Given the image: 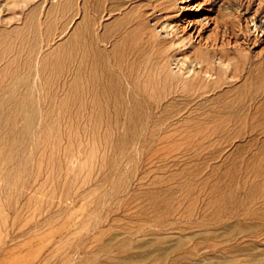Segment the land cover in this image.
<instances>
[{
    "label": "rangeland",
    "instance_id": "1",
    "mask_svg": "<svg viewBox=\"0 0 264 264\" xmlns=\"http://www.w3.org/2000/svg\"><path fill=\"white\" fill-rule=\"evenodd\" d=\"M262 21L264 0H0V264H264ZM106 65L121 103L90 92Z\"/></svg>",
    "mask_w": 264,
    "mask_h": 264
},
{
    "label": "bare ground",
    "instance_id": "2",
    "mask_svg": "<svg viewBox=\"0 0 264 264\" xmlns=\"http://www.w3.org/2000/svg\"><path fill=\"white\" fill-rule=\"evenodd\" d=\"M90 13V12H89ZM10 14V13H9ZM260 21V20H259ZM262 23V29L264 30V21H262L261 22ZM98 44V43H97ZM127 46V45H126ZM102 55V54H101ZM97 57V56H96ZM104 57V56H103ZM107 61V60H106ZM99 63V62H98ZM106 63V62H105ZM179 63V62H178ZM99 65V64H98ZM101 65H103L104 66V64H101ZM162 65L164 66V64H161L160 66H161V68H162ZM96 66V65H95ZM208 66V65H207ZM109 66L108 65H106V71H105V73H106V75H105V77H104V80L101 82V85H100V87H99V89H97L96 88V84L92 87V88H90V92H91V94H92V96L94 97V99L96 100V102H98L97 100H98V98L99 97H101V95L103 96V97H105L106 99L108 98V97H110V96H112L113 97V99L117 102V103H121L122 102V93H123V83H122V80H121V78L119 77V76H117L116 74H114L109 68H108ZM211 67V66H210ZM214 67V66H213ZM111 68V67H110ZM160 68V67H159ZM164 69V68H163ZM213 69V68H212ZM162 71H164V70H162ZM205 71H206V69H205ZM208 71H209V69H208ZM158 72H159V70H158ZM157 72V73H158ZM160 72H161V70H160ZM165 73V72H164ZM166 73H168V71H166ZM172 73V72H171ZM170 74V72L167 74V76ZM175 74H176V72H175ZM174 74V76H176ZM197 74H199V73H197ZM94 75H97L96 73L94 74ZM164 75V74H163ZM163 75L161 76V79H162V77H163ZM179 75V74H178ZM165 76V75H164ZM169 76H171V74L169 75ZM181 76V75H180ZM90 77H91V75H90ZM167 78V77H166ZM166 78L165 79H163L164 81L166 80ZM169 78H171V77H169ZM174 78H176V77H174ZM158 79V78H157ZM179 79V78H178ZM181 79V78H180ZM79 80H80V78H79ZM78 80V81H79ZM154 79H152V81H153ZM163 80H159V81H163ZM170 80V79H169ZM177 80V79H176ZM182 80V79H181ZM181 80H180V82H181ZM184 80V79H183ZM186 80V79H185ZM190 80V79H189ZM94 81V80H93ZM148 81V80H147ZM168 81V80H167ZM179 81V80H178ZM82 82V81H81ZM81 82H80V85H81ZM156 82V81H155ZM160 82V83H161ZM173 82V81H172ZM180 82H179V84H180ZM187 82H189V81H187ZM186 82V85L187 84H189V83H187ZM192 82V81H191ZM95 83V82H94ZM148 83V82H147ZM153 83V82H152ZM158 83V82H157ZM165 83H167V82H165ZM165 83H163V85L161 86V90H164L165 91V89H166V87H165ZM177 83V82H176ZM175 83V84H176ZM193 83V82H192ZM150 84H151V80H150ZM156 84V83H155ZM178 84V85H179ZM181 84H182V82H181ZM83 85V84H82ZM184 85V84H183ZM183 85H181L182 87H183ZM192 85V84H191ZM98 86H99V84H98ZM146 86V85H145ZM89 87H90V84H89ZM192 87H193V85H192ZM155 88V87H154ZM184 88V87H183ZM188 88V87H187ZM81 89H82V86H81ZM125 89V88H124ZM156 89V88H155ZM184 89H182V91H183ZM191 90H193L192 88H191ZM79 91H80V89H79ZM125 91V90H124ZM89 92V93H90ZM82 93V92H81ZM125 93V92H124ZM164 93V92H163ZM132 97V96H131ZM227 97V96H226ZM242 97V96H241ZM134 98H135V96H134ZM238 99H239V96L237 97ZM92 99V98H91ZM112 99V100H113ZM236 98H233V101L235 100ZM100 101H101V99H99ZM104 100V99H103ZM136 100H138V99H136ZM242 100H243V97H242ZM128 101V100H127ZM140 101V100H139ZM223 101V100H222ZM239 101V100H238ZM238 101H235V102H238ZM134 102V101H133ZM230 103H231V100H230ZM230 103H228L229 105H230ZM240 103V102H239ZM193 104V103H192ZM223 104V103H222ZM232 104V103H231ZM235 104V103H234ZM234 104H232V106H234L235 107V105ZM120 105V104H119ZM102 106V105H101ZM100 104H99V106H98V103L96 104V106H95V108H94V110L96 109L97 111H100ZM223 106H225V107H227L228 108V106H226V105H223ZM232 106L230 105V108H232ZM240 106V105H239ZM243 106V105H242ZM242 106H240V108L242 107ZM103 107V106H102ZM115 107V106H114ZM126 107V106H125ZM190 107V106H189ZM254 107V106H253ZM229 108V109H230ZM238 108V105L235 107V112H239V110L238 111H236V109ZM243 108V107H242ZM36 109V108H35ZM102 109V108H101ZM225 109V108H224ZM239 109V108H238ZM241 110V109H240ZM125 111V110H124ZM186 111V110H185ZM226 111L227 110H225L224 112L222 111V113H224V114H226ZM116 112V111H115ZM128 114L129 113H131V114H136V113H139V111L137 110V108H129L127 111H126ZM228 112V111H227ZM231 112H232V109H231ZM231 112L229 111L228 112V114L229 115H231ZM233 112H234V110H233ZM242 112V111H241ZM246 112V111H245ZM245 112H244V110H243V113H244V116L246 115L245 114ZM141 113V112H140ZM237 113H235V114H237ZM242 113V114H243ZM99 114V113H98ZM234 114V115H235ZM130 115V114H129ZM238 115V114H237ZM236 115V116H237ZM223 116V114H221L220 115V117H222ZM240 116V114L238 115V117ZM243 115H241L240 117H242ZM226 117H227V115H226ZM230 117V116H229ZM239 117V118H240ZM228 118V117H227ZM238 118V119H239ZM247 116H246V120H247ZM130 119H132L131 117H130ZM219 119V118H218ZM225 118H223V120H224ZM237 118H235V120H236V123H237V121H239ZM244 119H245V117H244ZM222 120V119H221ZM220 119H219V121H221ZM222 120V121H223ZM229 120V119H228ZM232 120H234V118L232 119ZM232 120H231V123H232ZM222 121H221V123H222ZM243 121L244 120H242L241 118H240V121L239 122H241L242 124H243ZM224 122V121H223ZM227 122H229V121H227ZM227 122H225V124L227 123ZM234 122V121H233ZM219 123L220 122H218L217 123V125H219ZM235 123V122H234ZM244 123H246L245 121H244ZM239 124V123H238ZM238 124H235L236 126H238ZM247 124V123H246ZM100 125V124H99ZM214 125V124H213ZM216 125V126H217ZM220 126H221V124H220ZM220 126H219V128H220ZM233 126V125H232ZM240 126H241V124H240ZM240 126H238V127H240ZM245 125H243V127H244ZM218 127V126H217ZM216 127V128H217ZM214 128H215V126H214ZM218 128V129H219ZM203 131V130H202ZM53 257H55V256H53ZM57 258H58V256H57ZM62 258V257H61ZM55 259V258H54ZM60 259V258H59ZM61 260H63V259H61ZM60 260V261H61ZM60 263V262H59Z\"/></svg>",
    "mask_w": 264,
    "mask_h": 264
}]
</instances>
